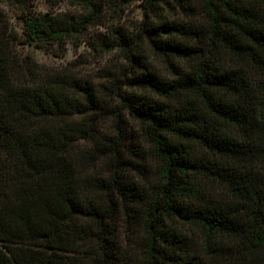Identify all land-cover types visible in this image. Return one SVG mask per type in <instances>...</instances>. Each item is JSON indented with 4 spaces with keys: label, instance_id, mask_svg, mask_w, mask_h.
Listing matches in <instances>:
<instances>
[{
    "label": "trees",
    "instance_id": "obj_1",
    "mask_svg": "<svg viewBox=\"0 0 264 264\" xmlns=\"http://www.w3.org/2000/svg\"><path fill=\"white\" fill-rule=\"evenodd\" d=\"M158 1L179 11L145 18L134 40L89 37L93 53L116 49L123 60L99 80L95 70L21 57L0 30V264H240L225 245L206 257L189 250L172 230L176 219L264 250V175L249 169L264 162V0H197L200 12L193 0ZM79 4V16L24 18L23 40L63 51L98 16L94 0ZM124 123L137 132L129 136ZM95 152L107 177H95ZM146 156L158 177L148 191L124 182ZM207 180L248 222L211 204ZM138 202L142 236L125 233L123 252L112 254L118 204L126 213Z\"/></svg>",
    "mask_w": 264,
    "mask_h": 264
},
{
    "label": "rangeland",
    "instance_id": "obj_2",
    "mask_svg": "<svg viewBox=\"0 0 264 264\" xmlns=\"http://www.w3.org/2000/svg\"><path fill=\"white\" fill-rule=\"evenodd\" d=\"M156 2L151 0L149 4V0H94L95 9L98 13L95 23L88 28L82 38H74L72 41L68 40L63 51H60V49L53 51L50 47L38 48L33 44H27L22 36L23 19L40 17L45 14L57 15L61 19L64 16L68 18L69 16H79L86 12L83 5L79 4V0H26L25 3L0 0V30H3L4 34L10 33L14 37L15 49L21 57L28 56L38 65L53 69H61L71 65L74 67L79 66L89 74H91L92 70H95V79H97V76L119 73L118 69H120L123 60L116 49L104 51L97 48L95 53H93L88 45L89 37L95 34L96 43L101 37H119L117 33H123L134 40L139 33L140 27L143 26L145 18L156 22L160 19L163 20L165 17L171 19L178 9L172 2H170L172 5H165L158 0ZM193 2L195 3H193L195 12H200L203 6L197 0H193ZM53 52H57L56 55ZM125 125V128L129 131V136L130 133L137 132L136 125H131L130 123ZM220 130L221 133L228 137L237 136V132L233 128L224 125V123H221ZM133 139L134 137L125 141L127 149L134 147L130 144V142H134ZM132 158L137 159L135 157ZM153 164L154 162L147 156L146 160L141 163L137 161L136 168L127 170L124 182L129 184V180H135L139 188L143 186L148 191L149 188L158 184L157 171L155 166H152ZM106 166L107 160L105 161L104 158L98 157L95 152V177H107ZM249 169L251 172L262 176L264 175V162L258 159L253 160L249 163ZM204 192L209 195L211 204H215L216 207L225 211L236 212L239 210L237 216L241 217L244 222H248L243 206L237 203L234 198L232 199L223 186L207 180L205 181ZM139 202L138 205L130 203L129 206L132 210L128 209L126 213H124L123 204H118L121 215L118 216L116 224H111L110 228H108V239L110 241L112 239V254L118 255L120 247H122L121 252H123L125 233L130 232L135 240L141 238L142 233L138 224L140 212L136 213ZM127 217L130 218V226L127 225ZM98 229L99 227L95 223V231H98ZM172 230L185 241L189 250H193V252L196 250L204 257H206L207 253H212L213 248L216 246L225 245L230 248L229 260L235 258L240 264H264V250L261 252H247L238 239L233 241L228 237H215L201 227L183 219L174 220ZM114 264L116 263L114 262ZM117 264L122 263L117 262Z\"/></svg>",
    "mask_w": 264,
    "mask_h": 264
}]
</instances>
